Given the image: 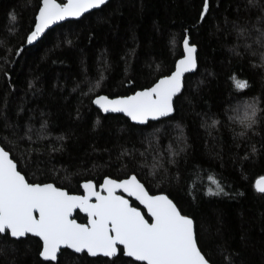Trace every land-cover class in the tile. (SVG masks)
Segmentation results:
<instances>
[{"label": "trees", "instance_id": "1", "mask_svg": "<svg viewBox=\"0 0 264 264\" xmlns=\"http://www.w3.org/2000/svg\"><path fill=\"white\" fill-rule=\"evenodd\" d=\"M39 2L0 0V145L28 182L81 193L82 181L134 174L194 219L211 264H264V194L255 188L264 175V118L246 136L233 121L245 98L264 107V0H209L203 20V0H109L25 43L17 56ZM185 31L197 48V69L185 77L172 116L140 126L91 104L96 95H129L169 74ZM233 75L248 86L236 89ZM208 176L226 195H205L214 187ZM74 217L86 221L79 212ZM40 248L34 236L0 235V264L134 262L121 249L113 258L63 249L50 262Z\"/></svg>", "mask_w": 264, "mask_h": 264}, {"label": "snow or ice", "instance_id": "2", "mask_svg": "<svg viewBox=\"0 0 264 264\" xmlns=\"http://www.w3.org/2000/svg\"><path fill=\"white\" fill-rule=\"evenodd\" d=\"M105 4L106 0H66L62 3L40 0L34 24H29L31 31L15 50L17 56L26 50L25 43L30 46L38 43L51 26L67 22L68 18H79ZM209 6V0H203L199 12L201 20ZM9 17L13 21L16 19L12 13ZM258 36L259 43L264 46V30ZM182 46L184 55L175 61L170 75H162L150 87L130 95H96L91 104L100 112L123 113L132 122L145 126L149 121L168 118L174 112L173 98L182 91L184 74L197 68V48L190 43L187 31ZM231 79L236 89L248 86L235 75ZM216 123L215 119L211 121L212 125ZM251 151L255 153V147ZM18 168L11 152L0 146V235L19 238L33 234L42 242L39 256L46 261H56L61 246L76 253L86 251L91 256L99 253L105 257H113L118 246H122L125 256L134 258L133 264L136 261L143 264H209L198 247L194 219L184 214L167 194L150 195L136 175H128L125 179L105 176L99 190L92 180H86L81 184L83 195H77L53 183H30L22 174L23 169ZM208 180L214 187H207L205 195H226L221 181L213 176H208ZM255 188L264 193V176L257 178ZM118 190L139 201L147 210L150 222L141 209L133 207ZM74 209L86 214V223L72 218Z\"/></svg>", "mask_w": 264, "mask_h": 264}, {"label": "clouds", "instance_id": "3", "mask_svg": "<svg viewBox=\"0 0 264 264\" xmlns=\"http://www.w3.org/2000/svg\"><path fill=\"white\" fill-rule=\"evenodd\" d=\"M262 113H264V107L261 106L257 97L245 98L233 112L237 134L246 136L248 132L254 130L264 118Z\"/></svg>", "mask_w": 264, "mask_h": 264}, {"label": "water", "instance_id": "4", "mask_svg": "<svg viewBox=\"0 0 264 264\" xmlns=\"http://www.w3.org/2000/svg\"><path fill=\"white\" fill-rule=\"evenodd\" d=\"M109 0H106V3L108 2ZM57 2H59V1H57ZM63 2H66V0H63ZM103 6V5H102ZM101 7V6H100ZM99 7V8H100ZM98 8V9H99ZM93 10H96V9H92V10H89V12L90 11H93ZM88 13V12H87ZM87 13H84V14H82V16L83 15H85V14H87ZM81 16V17H82ZM81 17H79V18H68V20L67 21H69V20H78V19H80ZM61 23H63V21L62 22H59V24H61ZM54 26H51V28H53ZM48 30H46V32H47ZM43 36V35H42ZM184 55V52H183V46H182V55L178 58V59H180L182 56ZM175 69V64H174V67H173V70ZM197 69V68H196ZM196 69H193L190 73H185L184 74V77L182 78V90H183V87H184V79H185V77L188 75V74H192V73H194L195 71H196ZM171 73V72H170ZM170 73L169 74H167V75H170ZM160 78V77H159ZM158 78V79H159ZM157 79V80H158ZM156 80V81H157ZM155 81V82H156ZM154 82V83H155ZM151 86V85H150ZM149 86V87H150ZM182 92V91H181ZM132 94V93H131ZM180 93H178L173 99L175 100V98L179 95ZM101 95H103V94H101ZM130 95V94H129ZM95 98V97H94ZM93 98V99H94ZM94 107H96L95 105H93ZM97 108V107H96ZM98 109V108H97ZM99 110V109H98ZM101 114H103V115H106V114H120V115H123L124 117H126L123 113H116V112H109V113H103V112H100ZM174 113V112H173ZM173 113H171L170 114V116H172L173 115ZM169 116V117H170ZM127 118V117H126ZM128 119V118H127ZM129 120V119H128ZM131 123H133V124H136V125H140V126H143V125H141V124H137V123H135V122H132L131 120H129ZM1 146V145H0ZM132 175H134V174H132ZM264 176V175H263ZM111 178V177H110ZM127 178V177H126ZM123 179H125V178H123ZM257 180V179H256ZM86 181V180H85ZM84 181H82L81 182V184L83 183ZM102 182H103V180H102ZM101 182V183H102ZM141 182V181H140ZM256 182V181H255ZM47 183H51V182H47ZM94 183V182H93ZM142 183V182H141ZM81 184H80V186H81ZM143 184V183H142ZM55 185V184H54ZM94 185H95V187H96V189L97 190H99V184L98 185H96L95 183H94ZM56 186V185H55ZM57 187V186H56ZM66 190V189H65ZM145 190L146 191H148L147 189H146V187H145ZM67 191V190H66ZM83 188L81 187V193H70V194H77V195H83ZM118 194H123V195H125V197L127 198V199H129V201H130V203L132 204V201H135L137 204H138V206H135V205H132L133 207H139L140 209H141V211H142V213L143 214H145V218L146 219H149V222H150V217L147 215V210L143 207V205H140L139 204V201H136L135 200V198L134 197H129V196H127V194L126 193H122V192H120L119 190H118ZM150 195H156V194H158V193H156V194H151V193H149ZM262 194H264V193H262ZM76 212H79L81 215H83V216H85L86 217V221L85 222H79L75 217H74V215H75V213ZM72 218L73 219H75L78 223H86L87 222V216H86V214L85 213H82V212H80L79 211V209H74L73 210V215H72ZM194 231H195V228H194ZM27 235H30V236H33V234H27ZM26 235V236H27ZM25 236V237H26ZM25 237H19V238H13V239H21V238H25ZM35 237V236H34ZM12 238V237H11ZM36 238H38V237H36ZM39 239V238H38ZM41 247H42V242H41ZM63 249H68L69 251H71V252H73V253H75V254H82V253H85L87 256H89V257H96V256H102V257H105L103 254H97L96 256H91V255H89L86 251H84V252H82V253H76L75 252V250H73V249H69V248H67L66 246H61V249L58 251V253H57V258H58V255L60 254V252H61V250H63ZM120 249H121V251H122V255L124 256V257H127V256H125V254L123 253V248H122V246H118V250H117V254L116 255H114L113 257H115V256H117L118 254H119V252H120ZM203 254V253H202ZM40 257V256H39ZM113 257H107V258H113ZM42 260H44V261H46L44 258H42V257H40ZM127 258H129V257H127ZM206 258V257H205ZM132 260H134V258H131ZM47 261H50V262H56V261H51V260H47ZM136 262H138V261H136ZM140 263H143V262H140ZM209 264H211L210 262H209Z\"/></svg>", "mask_w": 264, "mask_h": 264}, {"label": "flooded vegetation", "instance_id": "5", "mask_svg": "<svg viewBox=\"0 0 264 264\" xmlns=\"http://www.w3.org/2000/svg\"><path fill=\"white\" fill-rule=\"evenodd\" d=\"M133 202L136 204L135 206H138V204H137L135 201H132V203H133ZM132 205H133V204H132Z\"/></svg>", "mask_w": 264, "mask_h": 264}, {"label": "bare ground", "instance_id": "6", "mask_svg": "<svg viewBox=\"0 0 264 264\" xmlns=\"http://www.w3.org/2000/svg\"><path fill=\"white\" fill-rule=\"evenodd\" d=\"M102 7V6H101Z\"/></svg>", "mask_w": 264, "mask_h": 264}]
</instances>
